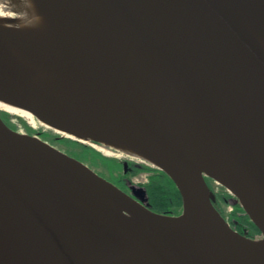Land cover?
Segmentation results:
<instances>
[{"label": "water", "instance_id": "1", "mask_svg": "<svg viewBox=\"0 0 264 264\" xmlns=\"http://www.w3.org/2000/svg\"><path fill=\"white\" fill-rule=\"evenodd\" d=\"M44 1L97 99L175 182L183 211L152 210L144 187L126 192L0 114V264H116L141 251L155 264H218L210 239L222 264H264V55L249 35L218 0ZM241 1L264 19V0ZM0 51L27 71L1 40ZM0 96L46 118L1 74ZM207 178L262 237L230 225Z\"/></svg>", "mask_w": 264, "mask_h": 264}, {"label": "bare ground", "instance_id": "2", "mask_svg": "<svg viewBox=\"0 0 264 264\" xmlns=\"http://www.w3.org/2000/svg\"><path fill=\"white\" fill-rule=\"evenodd\" d=\"M218 1L264 55V19L241 0ZM0 40L27 68L26 72L17 69L7 59L8 54L0 51V74L34 99L46 118L0 96L1 110L21 116L35 128L39 124L59 135L79 138L106 153L113 154L115 148L155 165L150 155L101 105L92 82L72 54L44 0H0ZM43 96L56 99L63 108L50 105ZM211 240L217 263L222 264L221 249ZM230 260L233 264H254L233 257ZM116 264L155 263L152 256L141 251Z\"/></svg>", "mask_w": 264, "mask_h": 264}, {"label": "trees", "instance_id": "3", "mask_svg": "<svg viewBox=\"0 0 264 264\" xmlns=\"http://www.w3.org/2000/svg\"><path fill=\"white\" fill-rule=\"evenodd\" d=\"M65 140L64 138L61 139ZM69 142V141H67ZM75 146H78L81 151H78L73 148L71 145H66L68 150L73 153L76 157L82 159L83 161H88L90 165L98 166V159L104 161L109 166L115 168L121 175L117 177V179H122L123 177L131 174H137L142 170H152L154 167L147 166L145 164L137 165L133 163L129 167L131 170L129 172L126 171L124 164L120 162L119 159H109L101 152L97 151L94 147L90 145H84L78 141H71ZM88 153H92L94 158H90ZM111 169V168H110ZM111 172L114 174V170ZM156 172L152 175L151 180L147 184L146 191L148 194L149 205L152 210L168 215H179L183 211V199L182 195L176 186L175 182L171 179V177L160 168L155 169ZM220 193L216 194V207L224 213L225 203L227 202V194L224 191H219ZM243 207L241 204L237 205L236 212L232 215V224L238 229L240 232L247 234L248 236L255 237L257 234H261L259 228L254 224V222L250 219V217L246 214H241L243 212Z\"/></svg>", "mask_w": 264, "mask_h": 264}, {"label": "rangeland", "instance_id": "4", "mask_svg": "<svg viewBox=\"0 0 264 264\" xmlns=\"http://www.w3.org/2000/svg\"><path fill=\"white\" fill-rule=\"evenodd\" d=\"M0 113H2L3 115L5 114L8 119L9 118L12 119L13 120V121H11L12 125H14L15 127L19 128V131L27 132V133L31 132V134L32 133L37 134V135L41 136L42 138H44L45 140L51 142L53 145H55L58 148L62 149L63 151L69 153L72 156H75V155H73V153L68 150V147L66 145L67 144L71 145V143H73L71 141H73V140L78 141L80 143H83L84 145H90L92 147H95V146L91 145L90 143L81 141L79 138L68 137V136H64L63 134L59 135L56 132L51 131L50 130L51 128L48 129L45 126H41L39 124L35 128L31 124H29L25 119H23L21 116H19L17 114H14V113H11V112H8L6 110H1L0 109ZM63 137H64L65 140L62 141L61 139ZM67 141H69V142H67ZM71 146H73V148L78 150V151H81V149H82V148H80L78 146H75L74 144H72ZM95 149L97 151L101 152L103 155H105L109 159H119V160L126 159V161L127 160H133V162H135V163L138 162L140 164H145L147 166H151V167H154V168L156 167L152 163H149V162L144 161V160L136 159V158L131 157V156L127 155V154H124V152L120 153L115 148H113V151H114L113 154L112 153H106L102 149H100L99 147H96ZM88 155H89V157L91 159L94 158L92 153H88ZM85 162H87V164H90L88 161H85ZM98 163H99L98 166H94V165H90V166L93 167L97 172H99L101 175L105 176L106 178H109V179H111L113 181V180L117 179V177H119V175H121L119 173V171H117L112 166H109L111 168L110 169V168H108V166L106 164H103V163H105L104 161L98 159ZM112 169H115L114 170V174L111 172ZM155 169L142 170V171L138 172L137 174H133V175L129 174V175H127L126 178H125V181L126 182L128 181L127 186H128L129 193H131V191H132L131 190L132 186H136L138 188L144 187L146 189L147 184L151 180L152 175H154V173L156 172ZM210 183L213 186V187L212 186H210V187H212V190L214 191V193L217 194V193H220L219 191H225V188H223L220 184L215 182V180L210 179ZM142 196L147 199L148 198L147 191H146V194L145 195L142 194ZM226 196L228 198V202H226L227 205L225 203V209H224L223 216H225V218H227L228 220H230V219L232 220V218H233L232 215H233L234 212H236L238 203H237L236 198L232 197V195L228 194ZM148 202H149V200H148ZM230 203L234 204L233 211L230 209V205H229Z\"/></svg>", "mask_w": 264, "mask_h": 264}, {"label": "flooded vegetation", "instance_id": "5", "mask_svg": "<svg viewBox=\"0 0 264 264\" xmlns=\"http://www.w3.org/2000/svg\"><path fill=\"white\" fill-rule=\"evenodd\" d=\"M0 114L2 115L3 119L6 121V123H7L9 126H11V127H12L13 129H15V130H19V128H17V127H15L14 125H12V123H11V121H13L12 119H10V118L8 119L7 116H6L5 114H4V115H3L2 113H0ZM7 115H8V114H7ZM30 133H31V132H30ZM131 161H132V162H131ZM120 162H122V163L124 164L125 169H126L127 172H129V171L131 170V168H130L129 166L132 165L133 163H135V162H133V160H127V161H126V159H121ZM135 164L140 165V163H138V162H136ZM125 178H126V176L123 177L122 179H115V180H113V182H115V183H116L119 187H121L123 190L129 192V190H128V186H127L128 181L126 182V181H125ZM207 180H208L210 186H212V184L210 183V179L208 178ZM212 187H213V186H212Z\"/></svg>", "mask_w": 264, "mask_h": 264}, {"label": "built area", "instance_id": "6", "mask_svg": "<svg viewBox=\"0 0 264 264\" xmlns=\"http://www.w3.org/2000/svg\"><path fill=\"white\" fill-rule=\"evenodd\" d=\"M229 205H230V209L233 211V208H234V207H233V204L230 203Z\"/></svg>", "mask_w": 264, "mask_h": 264}]
</instances>
